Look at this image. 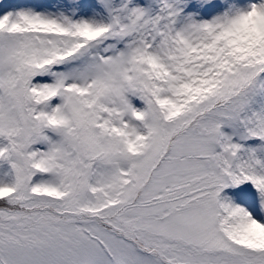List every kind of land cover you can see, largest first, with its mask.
<instances>
[{
    "label": "snow or ice",
    "instance_id": "snow-or-ice-1",
    "mask_svg": "<svg viewBox=\"0 0 264 264\" xmlns=\"http://www.w3.org/2000/svg\"><path fill=\"white\" fill-rule=\"evenodd\" d=\"M0 264H264V0H0Z\"/></svg>",
    "mask_w": 264,
    "mask_h": 264
}]
</instances>
